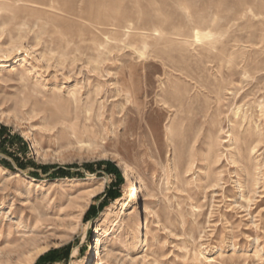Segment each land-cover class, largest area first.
Listing matches in <instances>:
<instances>
[{"label":"rangeland","instance_id":"rangeland-1","mask_svg":"<svg viewBox=\"0 0 264 264\" xmlns=\"http://www.w3.org/2000/svg\"><path fill=\"white\" fill-rule=\"evenodd\" d=\"M0 5V264H264V0Z\"/></svg>","mask_w":264,"mask_h":264},{"label":"bare ground","instance_id":"bare-ground-1","mask_svg":"<svg viewBox=\"0 0 264 264\" xmlns=\"http://www.w3.org/2000/svg\"><path fill=\"white\" fill-rule=\"evenodd\" d=\"M1 6V5H0ZM5 6V5H4ZM5 8V7H4ZM5 10V9H4ZM195 37H199V32H195ZM186 39V38H185ZM214 61V60H213ZM14 69V68H13ZM0 76H1V72H0ZM2 77V76H1ZM0 77V78H1ZM38 92V91H37ZM74 95V94H73ZM73 97H75V96H73ZM75 100V102H76V99H74ZM44 101V100H43ZM46 101L47 100H45V103H46ZM55 101V100H54ZM51 102H53V101H51ZM37 104V103H36ZM43 104V103H42ZM47 104V103H46ZM51 105V104H50ZM57 106V105H56ZM61 106V105H60ZM52 107H53V105H52ZM64 107V106H63ZM67 108V107H66ZM61 109V108H60ZM55 112H58V111H56L55 110ZM57 114V113H56ZM55 114V115H56ZM60 114V113H59ZM67 114V113H66ZM58 115V114H57ZM33 147H34V144H33ZM36 152H37V154H38V156H42V154L36 149L35 150ZM124 171H125V175H127V173H128V167H127V165H125L124 166ZM16 176H17V174H15ZM139 193V188H138V186H133L132 188H131V191H130V194H129V196H128V201H127V203L126 204H128L137 194ZM42 249V248H41ZM94 250H93V259L95 258V256H97V259L98 260H100L101 259V255H102V250H104V249H106L105 247H104V245H103V242L100 240V238L99 237H97L96 238V243H95V247L93 248ZM40 250V249H39ZM46 250V249H45ZM41 252L40 253H42L43 251H44V248L42 249V250H40ZM39 254V253H38ZM37 254V255H38ZM33 263V258L32 259H30V264H32Z\"/></svg>","mask_w":264,"mask_h":264},{"label":"trees","instance_id":"trees-1","mask_svg":"<svg viewBox=\"0 0 264 264\" xmlns=\"http://www.w3.org/2000/svg\"><path fill=\"white\" fill-rule=\"evenodd\" d=\"M107 166L110 171H115L117 174H119V171L113 164L108 162ZM58 250L59 249H53L43 253L37 258L34 264H52V262L55 261L58 257Z\"/></svg>","mask_w":264,"mask_h":264}]
</instances>
